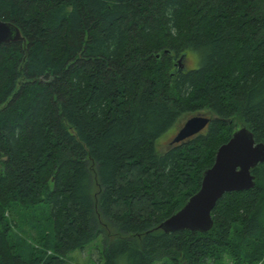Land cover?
Listing matches in <instances>:
<instances>
[{
    "label": "trees",
    "instance_id": "trees-1",
    "mask_svg": "<svg viewBox=\"0 0 264 264\" xmlns=\"http://www.w3.org/2000/svg\"><path fill=\"white\" fill-rule=\"evenodd\" d=\"M0 19L24 38L0 44V264H67L98 239L101 264H264V161L208 231L158 227L236 119L264 144V0H0Z\"/></svg>",
    "mask_w": 264,
    "mask_h": 264
},
{
    "label": "water",
    "instance_id": "water-1",
    "mask_svg": "<svg viewBox=\"0 0 264 264\" xmlns=\"http://www.w3.org/2000/svg\"><path fill=\"white\" fill-rule=\"evenodd\" d=\"M24 41L17 26L0 19V44ZM186 54L178 59L179 68L184 67ZM209 118L193 115L178 129L170 144L191 137L206 127ZM264 161V144L256 142L252 132L241 127L215 151L211 166L206 168L200 179L199 188L188 197L184 205L163 220L158 227L164 232L181 230L206 232L212 227L211 212L216 202L227 192L248 190L254 187L251 169Z\"/></svg>",
    "mask_w": 264,
    "mask_h": 264
},
{
    "label": "rangeland",
    "instance_id": "rangeland-1",
    "mask_svg": "<svg viewBox=\"0 0 264 264\" xmlns=\"http://www.w3.org/2000/svg\"><path fill=\"white\" fill-rule=\"evenodd\" d=\"M199 65V57L198 55L194 54L193 52L189 51L186 58L184 59V66L186 69L195 68ZM193 115H205L203 111L201 112H194V113H186L182 115L177 122L171 126L167 131H165L161 137L157 139L155 142L156 149L158 151H165L167 146L170 144V141L178 131V129L182 126L184 121L193 116ZM242 120L236 119V129L241 127H245ZM37 215L43 216L42 214L38 213ZM22 228L29 229L28 223L23 221L20 222ZM101 240L98 239L96 242L91 243L84 249H75L69 252L67 255L66 263L67 264H101ZM222 264H232L228 258H225Z\"/></svg>",
    "mask_w": 264,
    "mask_h": 264
}]
</instances>
